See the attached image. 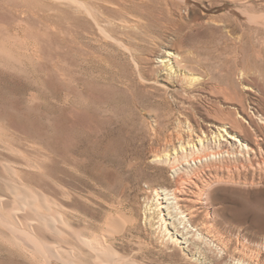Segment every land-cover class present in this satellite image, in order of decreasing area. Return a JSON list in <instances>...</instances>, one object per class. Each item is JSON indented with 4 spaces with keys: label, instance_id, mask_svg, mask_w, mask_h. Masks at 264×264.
Returning <instances> with one entry per match:
<instances>
[{
    "label": "rangeland",
    "instance_id": "rangeland-1",
    "mask_svg": "<svg viewBox=\"0 0 264 264\" xmlns=\"http://www.w3.org/2000/svg\"><path fill=\"white\" fill-rule=\"evenodd\" d=\"M237 1L241 3L187 0L178 11L180 16L175 12L189 19L179 20L177 45L189 49L205 64L191 68L199 78L185 93L158 84L146 88L135 75L128 78L129 86L114 83L117 75L108 73L109 69H123L128 76L125 62L110 50L97 54L81 46L75 28L78 25L71 26L65 0H0V166L5 161L26 177H39L41 173V177L60 174L58 177L66 178L74 173L70 168L79 163L77 160L96 164L100 159L101 164L98 161L96 165L104 176V197L116 196L121 180L125 183L126 179L130 182H126V190L134 198L129 205L136 206L132 207L137 212L129 211L123 219L129 221L126 229L132 219L137 220L138 229H134L131 241L121 242L119 248L127 253L140 251L138 255L142 256L150 251L159 261L165 259L162 264H257L255 257L251 263L247 258L259 252L262 258L258 264H264V0H244L248 10L243 16L235 9ZM167 34L160 39L165 46L150 48L158 55L171 51L169 47L176 50L175 37ZM83 50L87 55H98L96 60H102L101 65L88 61L83 67L79 57ZM163 60L166 63L168 59ZM155 66L145 64L146 78L167 85L162 80L163 72H158L162 67ZM235 117L247 128L239 135L253 150L214 138L213 121L230 125ZM203 134L200 146L196 140ZM94 136L100 147L91 146ZM179 143L185 151L179 152L175 166L182 178L190 166L198 167L199 160L208 156L220 167L217 177L207 169L213 164L196 169L200 182L213 183L210 204L203 205L210 217L205 219V212H201L193 222L203 240L188 239L186 254H192L195 261L179 250L167 260L157 250L160 235L142 221L146 186L175 184L176 176L170 166L149 158L172 152ZM125 145L131 151H125L124 158L137 157L132 173H126L118 157L119 162L114 163L103 156L118 153ZM83 147L97 154L93 155L91 149L87 153ZM81 150L86 151L84 155ZM99 150L105 153L99 155ZM85 155L94 158L89 162ZM31 164L39 170H33ZM4 248L0 242V264H22Z\"/></svg>",
    "mask_w": 264,
    "mask_h": 264
},
{
    "label": "bare ground",
    "instance_id": "bare-ground-1",
    "mask_svg": "<svg viewBox=\"0 0 264 264\" xmlns=\"http://www.w3.org/2000/svg\"><path fill=\"white\" fill-rule=\"evenodd\" d=\"M65 1L71 18V26L78 25V27H75L78 30L75 29V31L77 30L79 33L77 37H80L81 46H86L97 54H101L103 50H110L116 54L120 61L125 62L129 71L128 76L123 69L120 71L109 69L108 73L117 75L112 80L117 85L129 86L128 78L131 79L132 75H135L140 80L139 82L145 84L143 86L146 88V85L158 84L164 89L180 88L182 92L187 93L192 85L198 81L199 76L197 78L191 68L195 65L202 67L205 65L204 62L198 61L189 49H183L177 45V39H180L177 35L179 20H189L188 18L178 17L180 16L178 11L186 5L187 0ZM239 1L241 3L237 1L239 4L235 9L242 16L246 15L248 4L246 5L244 0H242L243 2ZM165 33H168L167 37L169 35L175 37L176 50L169 47L171 51L164 50L161 51V54L158 52V55L150 48L164 44L162 42L160 44V39ZM86 52L83 50L79 56L83 67L88 65V61L101 65V57L99 58L101 61L98 62L96 60L99 57L98 55H87ZM7 55L8 53L5 56ZM162 55L163 57H161ZM8 58H11V54ZM163 59L168 60L164 63ZM146 63L157 64L158 67H162L158 72H163L162 80L168 86L159 84L158 80L152 81L151 78H146ZM157 66L154 68H157ZM197 68L199 69V67ZM119 74L120 77H118ZM214 121L213 125L216 130L214 138L222 139L227 143H236L241 149L247 151L253 150L239 135V132L242 133L247 130L239 117L233 118L230 125L221 121ZM203 138H205L204 134L202 137L197 136L196 142L200 146L203 145ZM91 140H94L95 144H91L94 147L97 144L96 136ZM100 144L99 142V145L96 146L100 147ZM125 146L127 147V145ZM124 147H121L118 153L103 154V156L114 163L119 162L116 160L118 157L122 162L121 165H125L126 173L127 171L132 173L134 170L133 162L137 160V157L132 156V158L125 159L124 155L129 152L127 151L129 148L125 149ZM91 148L87 149V153ZM95 148L97 149V147ZM101 150L97 151L99 155L105 153L104 151L101 153ZM90 151L94 153L92 149ZM180 151H185L182 143H179L176 147L173 146L172 152L165 151L166 153L163 154H153L149 158L151 162L170 166L173 175L176 176L174 179L175 184L146 186L147 192L145 193L147 195L144 202L142 221L143 224H149L153 227L151 228V230L154 229V231L152 230L153 233L157 232V235H160L158 237L159 249L157 250L167 260H170L173 252L179 250L187 258L195 261L196 259L190 257L192 254H186L189 252L188 239L203 240L202 235L197 232L196 227L193 225H195L194 221L197 220L196 217H199L201 212H205L204 216L207 217L205 219L210 217V211L208 208L204 211L203 205L210 204L212 195L210 190L213 183L211 180L204 181V183L200 182L201 176L196 173V169L202 168L203 165H214L215 162L209 156L203 161L199 160V166L197 167L194 164V168L189 165V170L185 171L184 178H182V174L180 173L181 176L178 174L179 169L175 166L178 164L177 155ZM83 152L84 150L82 155L86 151ZM87 153L86 155H90ZM95 153L93 155L97 154ZM86 155L85 158H88V160L94 158L93 155L90 156L91 158L86 157ZM96 158L98 156H95V162ZM84 160L86 159L77 160L79 163H73L70 171L72 169L74 173L66 175V178L58 177L60 174L57 177L51 176L52 178L47 177L45 174L44 177H41V173L39 177H26L17 173L13 166L5 161L2 162L0 167H2L1 171L4 174L0 175V242L3 248L9 250L10 254L20 260L22 264H162L161 262L165 259L159 261L161 259L155 258L156 256L154 257L150 251L142 256V254L138 255L140 251L127 253L125 249L118 247L121 242L131 241L130 237L134 229H138L135 228L137 220L132 219L129 223L130 227L126 229L125 225L128 219H123L129 211L131 213L137 212L135 205H129L130 201L134 199H131L127 191L130 182L123 178L125 183L121 180V187L116 196L105 198L102 191L104 176L98 170L100 167L98 168L96 165L100 159L96 164L93 161L89 160L91 163H87ZM113 162H110L111 165H113ZM31 165H33V170H39L36 164ZM219 168L214 165L207 169L212 170V173L216 176L219 173ZM87 173L92 176L95 175V177L83 175ZM121 175L123 174L120 173ZM63 177L65 176L63 175ZM91 186L98 188L99 192H95V189H93L94 191L91 190ZM151 220H155L153 224H150ZM205 223L207 224V222ZM192 232L197 233L191 235ZM191 243L193 242L191 241ZM137 256H142V258L140 257L138 260ZM253 257H255L254 260L257 261V264L260 263L261 253L249 254L247 261L251 263Z\"/></svg>",
    "mask_w": 264,
    "mask_h": 264
}]
</instances>
